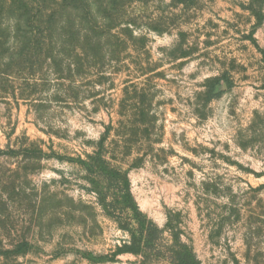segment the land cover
<instances>
[{
	"label": "rangeland",
	"instance_id": "1",
	"mask_svg": "<svg viewBox=\"0 0 264 264\" xmlns=\"http://www.w3.org/2000/svg\"><path fill=\"white\" fill-rule=\"evenodd\" d=\"M107 127L162 231L142 255L118 253L132 235L97 189L115 192L80 162ZM8 146L0 264H172L183 243L202 264H264V0H0Z\"/></svg>",
	"mask_w": 264,
	"mask_h": 264
},
{
	"label": "trees",
	"instance_id": "2",
	"mask_svg": "<svg viewBox=\"0 0 264 264\" xmlns=\"http://www.w3.org/2000/svg\"><path fill=\"white\" fill-rule=\"evenodd\" d=\"M222 78L227 81L228 85H231V80L227 76ZM108 134L109 127H107L105 134L96 143L94 154L88 155L87 159L80 158V162L90 173H93L99 182H105L104 184L108 185V188H111L115 192V197L108 201V195L97 189L99 203L107 214L115 217L119 222V226L132 235V239L128 243H124L119 247L118 253L142 255L143 250L154 242L152 238L153 234L157 232L161 233L162 231L139 210L130 192L127 173L112 167L106 158ZM24 150L27 152L31 151L29 147H25ZM16 151L17 149L14 147L8 146L6 150L0 147V154H9ZM40 152L43 153V150H40ZM98 181L96 184L99 183ZM128 216H130L129 221L126 218ZM133 219L136 220V224L133 223ZM27 250H29V243L23 241L12 249H8L7 253L20 255ZM171 262L172 264H202L192 253L189 246L184 243L179 246L178 251L173 253Z\"/></svg>",
	"mask_w": 264,
	"mask_h": 264
}]
</instances>
